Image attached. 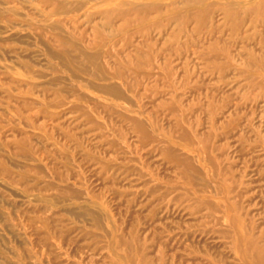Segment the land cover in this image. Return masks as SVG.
<instances>
[{
  "label": "rangeland",
  "instance_id": "obj_1",
  "mask_svg": "<svg viewBox=\"0 0 264 264\" xmlns=\"http://www.w3.org/2000/svg\"><path fill=\"white\" fill-rule=\"evenodd\" d=\"M121 1L0 0V264H243L264 13Z\"/></svg>",
  "mask_w": 264,
  "mask_h": 264
},
{
  "label": "bare ground",
  "instance_id": "obj_2",
  "mask_svg": "<svg viewBox=\"0 0 264 264\" xmlns=\"http://www.w3.org/2000/svg\"><path fill=\"white\" fill-rule=\"evenodd\" d=\"M101 2V1H100ZM184 2H194V0H185ZM196 3H199L200 0H195ZM122 5H126L128 4L127 0H122L121 1ZM233 4H237L238 6H240L239 2L233 1ZM152 7L154 8H158V4L157 2H151ZM248 5V11L250 10L251 12H253V10L258 11V12H263L264 13V0H249V2L247 3ZM234 5L232 4H225V10L228 11V13L230 12L231 7L233 8ZM237 6V7H238ZM134 8H139V7H134ZM202 12L206 13V10L208 9V5L201 7ZM120 13H127L126 10H120ZM249 11V12H250ZM232 14V13H231ZM253 57V56H252ZM101 68L97 69L100 71ZM232 120V119H231ZM230 120V121H231ZM213 124V123H212ZM137 127L140 128V124L136 123ZM177 127V126H175ZM180 127V126H179ZM233 128V127H232ZM160 135V133H159ZM163 136V135H162ZM166 146V145H165ZM169 147V146H168ZM171 148V147H170ZM191 162V161H190ZM193 162V161H192ZM216 163V162H215ZM179 167V166H178ZM258 212V211H257ZM243 216V215H242ZM231 218V217H230ZM229 218V219H230ZM233 220V219H232ZM235 220V218H234ZM233 222V221H232ZM240 221L237 220V227H239L240 232H237V234L235 233L234 237H233V242L236 246H241V251L243 253V256L245 258V261L243 264H264V241L259 238L257 235H255L253 232H245L244 229L240 226ZM259 227V226H258ZM226 229V228H225ZM228 232V231H227ZM229 236V235H228ZM119 238V237H118ZM131 239V238H130ZM124 240V239H123ZM239 251V250H238ZM112 263V262H111ZM172 264V263H171ZM214 264V263H213Z\"/></svg>",
  "mask_w": 264,
  "mask_h": 264
}]
</instances>
